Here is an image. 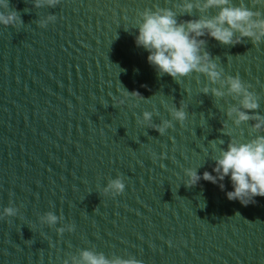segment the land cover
Here are the masks:
<instances>
[{"label": "water", "instance_id": "1", "mask_svg": "<svg viewBox=\"0 0 264 264\" xmlns=\"http://www.w3.org/2000/svg\"><path fill=\"white\" fill-rule=\"evenodd\" d=\"M243 2L264 18V5ZM177 3L9 0L22 25L0 26V212L17 214L0 217V264H70L82 249L142 264H264V197L246 206L228 200L227 177L224 190L203 178L184 183L186 168L214 175L213 156L230 139L264 131L252 132V120L233 124L226 112L239 98L219 81L158 75L135 44L140 12L176 11ZM48 15L56 19L42 27ZM202 38L220 79L239 75L258 97L250 111L264 116V41ZM205 85L224 95L202 92ZM181 103L186 118L177 122L169 109ZM144 111L151 120L138 123ZM165 120L172 126L161 134L153 125ZM116 177L124 191L105 193ZM47 212L59 217L55 225L40 223Z\"/></svg>", "mask_w": 264, "mask_h": 264}, {"label": "clouds", "instance_id": "2", "mask_svg": "<svg viewBox=\"0 0 264 264\" xmlns=\"http://www.w3.org/2000/svg\"><path fill=\"white\" fill-rule=\"evenodd\" d=\"M58 2L59 0H34V5L41 7L46 4L53 7ZM253 3L264 5V0H253ZM174 7L176 11L159 6L154 9L145 8L139 14L135 44L148 52L147 62L158 75L168 74L177 81L191 72L205 74L211 83L219 81L222 86H226L228 93L233 94L234 98H239V107L231 106L226 112L233 124L239 125L241 122L252 120V132L264 131V116L250 111L259 106L257 95L250 90L249 84L242 82L239 75H228L220 79L223 70L218 69L217 64L210 59L209 53L204 50L205 40L202 38L207 35L222 44L235 45L240 43L242 37H248L257 45L264 41V18L261 13L246 7L243 0L238 4H234L232 0H179ZM193 9L201 15L195 19L177 21V12L191 15ZM209 9H215V14L207 15ZM55 19L54 15H48L39 23L43 27ZM21 25L22 20L18 12L10 8L9 0H0V26L15 28ZM209 90L217 97L224 95L219 88L209 89L207 85L201 88L204 93ZM133 94L140 96L137 92L129 93L122 89L124 97H134ZM119 103L123 104L124 100L120 99ZM169 112L172 120L177 122H183L186 118L183 103L179 107L172 106ZM151 116V112L144 111L142 119L138 117L137 122H149ZM171 126V120H165L161 125H153L161 134ZM224 130L226 134L231 132L227 125H224ZM219 143L223 144V141ZM213 148L216 149V143H213ZM213 160L214 175L204 171L201 177L196 169L186 168L184 172L187 179L184 183L193 185L203 178L218 184L220 189L224 190L223 181L227 177L231 184V190L225 192L228 200H236L246 206L255 203V197H264V134H256L248 140L230 139L226 148L218 149ZM124 188L123 180L116 177L108 182L103 191L117 195L122 193ZM16 214V208L5 206L0 212V217ZM58 219L52 212H47L39 218L41 224L49 226L55 225ZM64 230L58 228L57 232L62 233ZM68 230L71 231L72 227L68 226ZM63 264H69V261H64ZM70 264H142V261L120 256L109 259L102 252L82 249L79 259L73 257Z\"/></svg>", "mask_w": 264, "mask_h": 264}]
</instances>
